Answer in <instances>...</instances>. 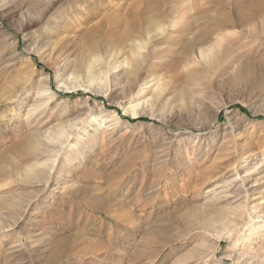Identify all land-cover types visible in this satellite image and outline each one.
<instances>
[{"label":"rangeland","instance_id":"1","mask_svg":"<svg viewBox=\"0 0 264 264\" xmlns=\"http://www.w3.org/2000/svg\"><path fill=\"white\" fill-rule=\"evenodd\" d=\"M2 1L0 264H264V206H245L264 200V0H165L191 29L117 45L114 65L148 54L134 74L104 71L102 43L93 80L64 58L96 28L118 35L146 0ZM50 2L66 11L47 29Z\"/></svg>","mask_w":264,"mask_h":264},{"label":"bare ground","instance_id":"2","mask_svg":"<svg viewBox=\"0 0 264 264\" xmlns=\"http://www.w3.org/2000/svg\"><path fill=\"white\" fill-rule=\"evenodd\" d=\"M106 1H108V0H106ZM2 2L6 3L7 0H3ZM165 2H166L165 0H146L145 4L141 8L136 9V16H133V19L130 20L129 22H127V24H125L123 30L118 35L113 36V37H111L110 34L108 35L109 37L107 35H105L104 41H102L101 38H98L95 36V33L98 31L99 28L98 29L96 28L95 31L92 29L94 32L89 31V35L91 36V38L89 39V41L87 43L88 47L85 50V52L82 53L83 50L80 51L79 55L75 56L72 59H68L67 57L64 58V61L61 64V66L67 72L68 76H70L73 80L77 79L78 77H80L82 75L81 70H84V72L86 73V74L85 73L84 74L87 76L88 80H93L96 76H94V72H93V65H92L93 62L90 61L91 59L88 60L89 59L88 56L93 55V54H97L99 57H101L103 55L102 60L104 61L105 68H106L105 70L103 69L104 71L109 72L110 69L122 67V68H125L123 71L124 73L134 74L144 64H146V65L148 64L147 63L148 54L147 53L142 54L141 50H142L143 46L142 47L139 46V47H136V48H138V50H137L138 54L137 55L135 54V51L133 52L131 50V53L134 57L132 58L130 56L132 59H130L129 64L126 63L127 62L126 57L124 59H122L121 61H119L118 63H116V65L112 64L111 63L112 59H114L117 54H119L123 51V49H124L123 47L125 46L124 44H126L127 46L129 45V48L133 49L134 43L139 42L140 40H143L144 43L147 44L148 42L153 41V39L158 37V36L165 35L166 38L167 37H175V36L180 35L184 31L191 29L189 26L187 27V29H185L187 25H180V27L175 28V26L178 25V22L174 21L176 19L175 16H176L177 10L174 8L175 6H171L169 8H166ZM54 3L55 2H50L47 5H43L42 9H40V13H42L43 16L46 17L45 24H46L47 29H50L51 26H55L54 24H58V23H59V25L64 24L62 15L65 14L66 10L63 7L54 8ZM137 3H139V2L134 1V5ZM177 7H179V6H177ZM109 8H110L109 2H105V3L102 2V3H99V5L96 7V10H99V11L104 10L106 12V10H108ZM190 8H191V6L188 9H190ZM93 11L94 10H92V12ZM192 11L193 12H191L192 13L191 17L196 18L195 14L197 15V13H194L195 9H193ZM178 12H179V10H178ZM90 13H91V11L88 12L86 15L85 14L84 15L86 17L90 18ZM72 17H73V19L75 18L74 16H72ZM208 17L211 18L212 16H208ZM167 23L168 24L170 23L169 26H171V27H169V31H167L165 29L168 26ZM48 33H50V32H48ZM207 37H208V34H205V35L202 34L200 37H198V39H195V41L201 42ZM158 40H160V39H158ZM11 43L14 44V49H12V52H15L18 55V51H17L18 49L15 46V41H12ZM102 43L110 45V46L107 47L104 50L103 54L102 55L100 54L101 55L100 56L99 55V53H100L99 49H100V45ZM31 44L33 45L32 46L33 51H35L38 54L42 53L41 49L43 48L44 44L40 43V40L34 39L33 41H31ZM31 44H29L28 48L31 46ZM117 45H124V46L117 48ZM1 49H3V47ZM59 68L56 67L57 72L59 71ZM71 78H69V79H71ZM47 79H48V75H45V76L40 78V80L44 84L42 91L44 92V94L49 95L51 92H49L50 91L49 88H46ZM77 85H79V84H77ZM49 97H51V96H48L47 98H49ZM42 101L44 103V100H42ZM38 107H39V105L36 104L34 106H31V108H30L31 110L30 109L29 110L34 111ZM132 117H134V116H132ZM104 119L106 120V122L111 121V120L116 122L119 120V116L115 113H112L110 115H106ZM77 125L78 124H70L68 128L60 127L52 137L53 142H60L62 139L68 140L70 135L72 133H74L75 127ZM52 166H50L49 169H52ZM246 171H249V170H246ZM41 172H44V171H41ZM43 174H44V176H46L43 181L45 183H47V181L49 180V178L51 176L48 172L46 175H45V173H43ZM247 197H249V194L246 195V198ZM257 197H259V196H257ZM248 205H249L248 203H247V205H245L247 207V209L245 208L246 211L251 210L252 212L257 213L258 209H261L264 206V200L261 199L259 202L254 203L251 206H248ZM249 214H251V213L249 212ZM259 217H261V216L260 215L254 216V214L251 216V218H259ZM260 219H263V218H260ZM222 221L224 222L225 218ZM255 225H256L255 223L252 224L253 227H255ZM3 228H4L3 226H0V229L3 230ZM228 230H229V228H228ZM226 233H228V231ZM63 244H64V241H60L58 243V245L55 247V254H54L55 257L60 256L62 251H64V250L66 251V247H64ZM61 248H63L62 251L60 250ZM251 262H254V259H251Z\"/></svg>","mask_w":264,"mask_h":264},{"label":"trees","instance_id":"3","mask_svg":"<svg viewBox=\"0 0 264 264\" xmlns=\"http://www.w3.org/2000/svg\"><path fill=\"white\" fill-rule=\"evenodd\" d=\"M130 121L132 120V119H129ZM134 120H146V118H144V117H138V118H136V119H134Z\"/></svg>","mask_w":264,"mask_h":264}]
</instances>
